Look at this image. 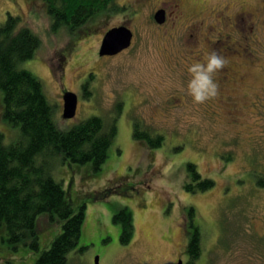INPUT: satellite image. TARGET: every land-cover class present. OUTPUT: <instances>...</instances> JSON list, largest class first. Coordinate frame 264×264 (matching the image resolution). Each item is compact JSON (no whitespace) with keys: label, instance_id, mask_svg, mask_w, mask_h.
I'll list each match as a JSON object with an SVG mask.
<instances>
[{"label":"rangeland","instance_id":"1","mask_svg":"<svg viewBox=\"0 0 264 264\" xmlns=\"http://www.w3.org/2000/svg\"><path fill=\"white\" fill-rule=\"evenodd\" d=\"M171 1L113 0V9L81 27L54 30L42 0H0V24L8 14L17 15L20 26L41 39L34 57L20 66L42 82L57 124L117 117V134L99 169L57 158L51 170L73 204L86 205L79 244L68 254V264H94L96 255L100 264H175L178 258L187 263L188 237L195 227L201 248L195 264H264V9L255 10L264 0H183L187 12H198L190 20L176 16L175 9L169 14ZM162 2L170 8L161 25L153 14ZM244 8L254 12L249 53L241 33L219 16ZM121 23L133 31L131 45L99 55L105 32ZM219 39L241 45L235 44L226 58L229 74L219 71L214 77L218 95L194 104L186 92L187 67L213 50L225 51L224 44L211 43ZM64 90L78 96L76 114L69 119L62 116ZM2 112L0 90V132L10 143L20 130L6 123ZM135 122L161 134L162 145L137 140ZM188 162L214 184L187 190L186 182L192 181ZM107 187L116 191L105 195ZM122 209L134 222L126 244L120 241L122 224L114 220ZM38 220L36 250L20 243L14 248L0 228V264H33L50 248L62 232L61 222Z\"/></svg>","mask_w":264,"mask_h":264},{"label":"trees","instance_id":"2","mask_svg":"<svg viewBox=\"0 0 264 264\" xmlns=\"http://www.w3.org/2000/svg\"><path fill=\"white\" fill-rule=\"evenodd\" d=\"M42 2L54 30L59 26L73 30L113 9V0ZM40 44V37L32 29L20 26L17 15L8 14L0 24L2 119L20 130L19 137L10 143L3 142L0 132V228L6 230L7 240L14 248L20 243L36 250L38 218L43 216L48 222H61L62 232L33 264H68V254L79 244L86 205L76 207L67 196L63 182L55 180L51 170L57 158L78 164L90 162L99 169L117 134V117L105 122L100 116H91L70 127H60L42 82L20 66L34 57ZM119 109L120 106L117 111ZM141 129V124L135 122L133 136L137 140L146 141L151 147L162 145L161 134ZM187 171L192 179L185 184L187 190H206L214 184L211 179H202L194 163H187ZM114 191V187H107L104 194ZM192 211L190 209V215ZM114 220L122 224L121 243L130 242L134 233L131 212L122 209ZM186 249L187 264H195L201 255L196 227L188 237Z\"/></svg>","mask_w":264,"mask_h":264},{"label":"flooded vegetation","instance_id":"3","mask_svg":"<svg viewBox=\"0 0 264 264\" xmlns=\"http://www.w3.org/2000/svg\"><path fill=\"white\" fill-rule=\"evenodd\" d=\"M171 7H173V8L171 10H169L170 7L168 6V2H162L154 11L153 18L155 17L156 12L163 11L164 21L162 23H159L162 25V24L166 23V21H167V10H169V14H171L173 9H175L174 11H176V16H178V17L182 16L184 19L187 18L188 20L193 19V18H190L192 16V14L198 13V12H195V13L187 12L188 8H186L185 5L183 4V0H172L171 1ZM223 8L226 11L229 10L228 6H224ZM256 9L257 10L258 9H264V2H263L262 6H258L255 8V10ZM201 12L202 11H199V13H201ZM224 12L225 11H223V14L220 13L219 16L222 19H226L223 21L230 28L231 31L233 30L236 33H241V35L239 37L243 40V41H241L244 43V45H242L243 49H244V51L247 50V52H248L249 43L255 41L252 39V36H250L252 32H255V23L253 21L254 12L251 10H248L246 8H244L242 10H238L237 12H235L233 14H227ZM103 14H105V12ZM122 24H124V23H121L119 25H122ZM119 25H117V26H119ZM124 25H126V24H124ZM249 31H251V32H249ZM228 36H231V35L228 33ZM216 42L219 45L220 44L225 45V47L223 48L225 51H222L223 49L221 50L222 51L221 55H223L225 58H229L235 52V44H237V46L241 45V44H239L240 41L239 42L235 41V42H230V43L229 42L224 43V41H222V39L221 40L219 39V41L218 40L217 41H211V43H216ZM216 47H218L217 44H216ZM229 70H230V68H224L223 70H221V73L229 74ZM79 249H81V247ZM178 261H179V258H178L177 262ZM182 264H187V263H184V261L182 260Z\"/></svg>","mask_w":264,"mask_h":264},{"label":"clouds","instance_id":"4","mask_svg":"<svg viewBox=\"0 0 264 264\" xmlns=\"http://www.w3.org/2000/svg\"><path fill=\"white\" fill-rule=\"evenodd\" d=\"M227 59L213 50L203 57L200 62H195L187 67L189 80L186 86L187 95L194 104H203L215 98L219 93V85L215 75L227 66Z\"/></svg>","mask_w":264,"mask_h":264},{"label":"water","instance_id":"5","mask_svg":"<svg viewBox=\"0 0 264 264\" xmlns=\"http://www.w3.org/2000/svg\"><path fill=\"white\" fill-rule=\"evenodd\" d=\"M154 19L158 23L164 21L163 11H158L155 13ZM133 38V32L131 28L127 25H119L111 27L107 30L102 38L99 55H114L118 52L128 48L131 45ZM63 99V110L62 116L65 119H69L75 116L77 105H78V96L74 91L65 90L62 94ZM94 264H100L99 256L96 255L94 258ZM176 264H182V260Z\"/></svg>","mask_w":264,"mask_h":264}]
</instances>
